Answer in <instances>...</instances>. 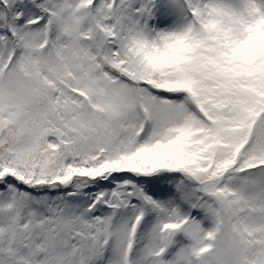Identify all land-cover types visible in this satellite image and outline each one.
Masks as SVG:
<instances>
[{
    "label": "snow or ice",
    "instance_id": "snow-or-ice-1",
    "mask_svg": "<svg viewBox=\"0 0 264 264\" xmlns=\"http://www.w3.org/2000/svg\"><path fill=\"white\" fill-rule=\"evenodd\" d=\"M0 264H264V0H0Z\"/></svg>",
    "mask_w": 264,
    "mask_h": 264
}]
</instances>
